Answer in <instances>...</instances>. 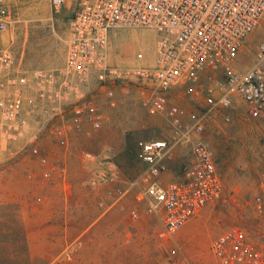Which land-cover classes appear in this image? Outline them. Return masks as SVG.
Here are the masks:
<instances>
[{
  "label": "rangeland",
  "instance_id": "rangeland-1",
  "mask_svg": "<svg viewBox=\"0 0 264 264\" xmlns=\"http://www.w3.org/2000/svg\"><path fill=\"white\" fill-rule=\"evenodd\" d=\"M9 12L11 22L3 33V45L11 51L18 71L30 77L35 71L63 70L68 10L54 13L49 0H10ZM260 38L256 30L245 39L238 70L252 67ZM155 44L156 34L150 30H113L108 61L121 67L153 66ZM137 53H143L142 61L135 60ZM75 86L80 95L98 101L104 116L100 130L84 124L82 131L67 133V146L53 141V130L70 121L69 109L78 99L72 95L61 103L62 111L56 116L28 118L34 132L42 136L41 151L48 158L45 166L24 152V138L0 152V183L7 184L4 191H8V177L17 183L9 189L10 202L0 198V264H168L167 251L175 263L215 264L210 245L234 226L245 228L261 243L257 229L264 228V216L257 214L253 199L262 194L264 181V122L251 119L239 97L233 95L226 111L207 112L203 86L171 90L169 101L183 111V123H189L188 115L195 113L204 117L205 127L201 135L191 133L189 142L170 149L160 162L164 170L159 181L167 185L180 180L184 168L193 162L192 143L200 141L213 152L223 191L218 201L203 207L163 240L159 237L161 217L147 214L139 200V180L146 167L136 153L139 142L172 141L168 118L146 114L139 104L142 90L136 82L101 86L92 75L85 83L75 81ZM107 90L113 93V107ZM85 153L95 159L85 160ZM104 154L112 158L105 166L114 177L91 186L92 172L102 165L98 158ZM45 171H51L47 180L42 178ZM55 177L65 183L60 194L64 202L52 201L54 193L49 188H35L34 184ZM21 179L24 187L17 189L23 185ZM22 197L25 201L19 200Z\"/></svg>",
  "mask_w": 264,
  "mask_h": 264
},
{
  "label": "built area",
  "instance_id": "built-area-1",
  "mask_svg": "<svg viewBox=\"0 0 264 264\" xmlns=\"http://www.w3.org/2000/svg\"><path fill=\"white\" fill-rule=\"evenodd\" d=\"M54 13L69 12V40L65 65L61 71H35L30 77L18 71L11 51L3 45V33L10 24V0H0V152L18 138H24V152L46 165L41 151V134L32 129L31 115L49 118L61 112V103L72 95L70 121L56 127L53 141L67 146V133L80 132L84 124L98 131L104 124L99 103L80 95L75 81L85 83L92 75L101 86L136 82L141 88L139 104L149 116H165L170 122L172 141L138 143L137 159L145 165L139 182L147 214L159 215L167 240L206 205L218 201L223 185L216 171L212 150L200 141L192 143L193 162L184 168L180 180L162 185L164 170L160 162L170 149L189 142L190 134L201 135L204 117L188 115L169 101L177 86H203L205 108L226 111L233 95L245 104L251 119L264 122V0H49ZM147 29L156 34L153 66H117L109 63V34L116 29ZM256 30L261 38L256 45L252 67L236 68L245 39ZM143 53L135 60L142 61ZM220 74V78L219 75ZM106 96L114 106L113 93ZM229 121V118H225ZM87 161L95 156L85 153ZM1 159V157H0ZM111 156L98 158L99 166L89 180L91 186L112 180L105 166ZM51 171L42 174L50 178ZM262 194L253 199L257 214L264 216ZM111 194V192H108ZM121 195V194H120ZM261 243L255 242L240 226L226 230L210 245L215 264H264V228L258 227ZM168 264L175 263L167 251Z\"/></svg>",
  "mask_w": 264,
  "mask_h": 264
},
{
  "label": "crops",
  "instance_id": "crops-1",
  "mask_svg": "<svg viewBox=\"0 0 264 264\" xmlns=\"http://www.w3.org/2000/svg\"><path fill=\"white\" fill-rule=\"evenodd\" d=\"M152 60L155 58V51H153V54H152ZM238 60H240L239 59V57H238ZM8 178H10V180H9V184H8V191H4V190H6L5 188H7V184H5V183H0V198H1V200H3V201H6V202H10L11 201V199L10 198H12V196L10 195V193H8L9 192V189H15V188H12V186L14 187V186H16V184L17 183H14L13 181H11V178H13V177H8ZM13 182V183H12ZM21 184H23L22 183V179H21ZM62 184V185H61ZM63 184L65 185V183L64 182H60V180H58V178L57 177H55V179L54 180H52V181H50V182H39V183H36V184H34V185H36L35 186V188H38L39 189V187L41 188V189H45V188H49V189H51L52 191H53V200L52 201H55L56 203H60V202H64L65 200V197H62L60 194H61V191L64 189L62 186H63ZM22 187H24V184L23 185H21L19 188H17V189H20V188H22ZM63 188V189H62ZM1 189H3V190H1ZM60 195V196H59ZM67 195V194H66ZM65 195V196H66ZM67 198V197H66ZM19 200H21V201H25V197H22V198H20ZM13 201V200H12Z\"/></svg>",
  "mask_w": 264,
  "mask_h": 264
}]
</instances>
